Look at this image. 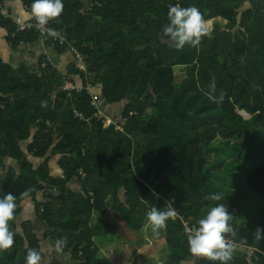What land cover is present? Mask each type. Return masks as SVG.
I'll use <instances>...</instances> for the list:
<instances>
[{"label":"trees","instance_id":"1","mask_svg":"<svg viewBox=\"0 0 264 264\" xmlns=\"http://www.w3.org/2000/svg\"><path fill=\"white\" fill-rule=\"evenodd\" d=\"M7 1L0 0L7 44L39 42L37 30L20 31L2 16ZM22 1L30 14L32 0ZM86 2L87 9L63 0L49 22L68 41L49 36L46 44L73 53L66 75L46 55L34 68L0 58V196L18 198L14 244L0 251V264H26L29 249L41 251L45 264L43 243L53 250L60 237L68 241L60 254L72 264H213L190 253L187 235L218 203L236 231L229 264H264V239L253 235L264 230V212L252 229L244 226V207L210 173L222 156L246 152L250 167L230 163L240 170L237 196L264 200V0ZM175 4L197 7L207 30L210 20L224 27L215 23L198 46L176 50L159 39ZM67 80L75 87L69 94L61 89ZM88 87L117 111L94 105ZM213 152L220 158L210 163ZM25 190L29 198H21ZM29 201L42 236L22 217ZM170 201L177 215L154 233L147 213Z\"/></svg>","mask_w":264,"mask_h":264},{"label":"clouds","instance_id":"2","mask_svg":"<svg viewBox=\"0 0 264 264\" xmlns=\"http://www.w3.org/2000/svg\"><path fill=\"white\" fill-rule=\"evenodd\" d=\"M64 10L63 0H32L30 15L38 25L47 26L50 21L58 18ZM168 23L161 29L159 39L168 43L176 50L183 49L186 45L198 46L201 39L208 34L206 21L200 10L195 7H181L180 4L170 5L167 12ZM51 35H56L53 29H46ZM214 89L215 85H211ZM216 101L215 97H210ZM222 99V97H221ZM31 190L21 193V198H29ZM17 196L11 192L0 196V251L12 248L14 233L10 230V221L15 219L17 208ZM211 200L219 201L221 196L214 194ZM177 215L172 202L164 205L163 210L157 207L151 208L147 213V220L154 233L164 229L170 219ZM233 219L228 208L223 203L211 207L197 225L188 229L187 242L190 253L203 257L213 264H229L236 251L237 244L234 239L236 231L230 221ZM255 239H264V230L257 228L253 233ZM67 237H60L53 243V250L62 253L67 246ZM42 253L36 249H29L26 255V264H42Z\"/></svg>","mask_w":264,"mask_h":264},{"label":"crops","instance_id":"3","mask_svg":"<svg viewBox=\"0 0 264 264\" xmlns=\"http://www.w3.org/2000/svg\"><path fill=\"white\" fill-rule=\"evenodd\" d=\"M86 1L82 0V2L84 3V7L85 8H86L85 3L86 4L88 3ZM89 1H93V0H89ZM3 5H4V8H2V9H5L8 12V14L11 16V19H13L15 22L17 21V19H19L22 24L32 23V21L33 22L35 21V20H32L33 17L30 16V14L28 13L29 11L27 10V6L25 5L24 1H22V0H13V1H10V2L7 1V2H4ZM88 7H90V5ZM216 20H220V19H216ZM211 21H214V20H211ZM224 24L225 23H223L222 26H224ZM20 31H22V30H20ZM5 36H6V31L4 29H0V58L3 60L4 63L9 64L14 69H17V68H19L22 65H24L26 67H29V68H34V67H36L38 65V59L40 57L44 56V55H46L48 57V59L51 62V64L54 67H56V69L59 70L60 73H62L63 75H66L68 69L71 68V66L73 65L74 59H73L71 54H69L70 56H68V55L67 56H63L64 53L68 54V52L65 51L63 54L58 53V51H56L55 49L49 47L46 44V42H47L46 39H45V41L44 40L42 41L43 38H41L39 40V42L32 43V44H21L19 46L20 50L19 49L13 50L12 47L7 44V42L5 40ZM33 44H39L38 45L39 48H35V51H33L34 49L31 50V51H29V50L26 51L25 47L26 46L27 47L31 46ZM15 51H16V53H20V55L17 56V57H14V56L12 57V56L8 55L9 53L12 54V52L14 53ZM7 52H9V53H7ZM32 52L35 53V54L32 55V57L29 58V53H32ZM54 53L57 54V58L58 59L56 58V56H55L56 54H54ZM67 83L72 84V81L67 80ZM63 85H64V83H63ZM61 89L63 91H65L66 93H68V94L72 93V91L65 90L63 88V86H62ZM89 91L93 95V104L94 105L95 104L101 105L102 106L101 108H103V110L105 112L106 111H113V112L117 111L118 106L109 107V106H106L104 104L103 100L101 99L100 90L93 91L92 89H90ZM41 198H42V195H38L37 200H40ZM29 203H30L31 207H29ZM26 208H28L30 210L29 213L25 212ZM30 208H32V209H30ZM24 212L25 213L22 216L24 218V220H28L29 219L28 215L30 213L34 214L31 201H29L28 203H26L24 205ZM32 222H33L34 231L36 233H39L41 231V234L40 233L39 234L42 236L44 234L43 229H45V225L43 223H41L40 221H38L36 218L35 219L33 218Z\"/></svg>","mask_w":264,"mask_h":264},{"label":"rangeland","instance_id":"4","mask_svg":"<svg viewBox=\"0 0 264 264\" xmlns=\"http://www.w3.org/2000/svg\"><path fill=\"white\" fill-rule=\"evenodd\" d=\"M85 5H86V8L85 9H87V7L89 6L88 4H86L85 3ZM211 21V20H210ZM214 23H213V25H212V27L215 25V23H220L221 25L224 23V22H222V21H220V20H214L213 21ZM212 27H211V29L210 30H207V32H208V34L207 35H209L211 32L210 31H212ZM224 27V26H223ZM57 35V34H56ZM55 35V36H56ZM57 38H61V40L62 41H68L67 40V38H66V36H63V35H57ZM45 39L46 38H43L42 39V41L44 40L45 41ZM38 45L39 44H33V45H31V46H26L25 48H26V51H31V50H33V51H35V48H39L38 47ZM72 44L70 43L69 44V46H71ZM70 49V48H69ZM20 50V49H19ZM38 51V50H37ZM39 52V51H38ZM68 52V54H66V53H64L63 54V56H70L69 54H73L70 50H68L67 51ZM7 53H9V52H7ZM37 53V52H36ZM35 53H29V58L30 57H32V55H34ZM54 54H56V53H54ZM8 55H10V56H14V57H17V56H19L20 55V53H16V51L13 53L12 52V54L11 53H9ZM25 55V54H24ZM56 56V58H57V54L55 55ZM35 57V56H34ZM33 57V58H34ZM32 58V59H33ZM58 59V58H57ZM76 65H78L77 67H79L80 69H85V65L82 63V62H80V61H78L77 63H76ZM67 87H70V83H65L64 85H63V88L64 89H66ZM91 88L90 87H88V90H90ZM245 119H247L248 118V115L247 114H244L243 112H241L240 113ZM257 152H253L252 153V155H255ZM246 154V156H247V153L246 152H243V153H241V154H238V155H236L235 157H224V156H222V162L221 163H218V164H215L213 167H212V169L210 170V173H212V174H216V177H215V179L217 178V179H222L223 181H222V183H223V188H222V190L224 191V192H227V193H231V197L232 196H236V198H237V202L242 206V207H244V209H245V212H246V219H247V217H249L248 219H247V221H246V223H245V225L244 226H246L247 228H249V229H252L253 228V226L254 225H256L257 224V222H258V219H259V216L261 215V213H263L264 212V200L262 201V202H256V201H253V198H249V199H245V198H238V196L237 195H240V193L242 192V190H243V186H242V184H239V171L240 170H238L237 168H234V167H231L230 165V163L232 162V163H234V162H236V163H244L243 161H245V155ZM210 163H212V162H214L215 160H217L218 158H220V155L219 154H217V153H215V152H213V153H211V155H210ZM256 159H257V161H259V157H256ZM8 165H13L14 167H17L16 166V164L15 163H13V162H9L8 161V163H7ZM249 166V164H248V161H245V163H244V168L245 167H248ZM251 166V165H250ZM249 166V167H250ZM52 172H55V169H53V167H52ZM57 172V171H56ZM55 172V173H56ZM25 205V204H24ZM29 207H31L30 206V203H29ZM30 209H32V208H30ZM25 212L26 213H29L30 212V210L28 209V208H26V210H25ZM24 212V213H25ZM35 216H34V214H29L28 215V221H30V220H32L33 221V218H34ZM43 231L44 232H46V230L45 229H43ZM39 232V231H38ZM40 234H41V231L39 232ZM43 247H44V251H45V258H44V263L45 264H49V263H51V262H54V261H56V262H60V263H67V264H72V260H71V258H69L68 256H65V255H63V254H60V253H56V252H54L51 248H50V246L48 245V244H46V242H44L43 243ZM198 257V256H197ZM184 264H192V261H190V262H186V263H184Z\"/></svg>","mask_w":264,"mask_h":264},{"label":"built area","instance_id":"5","mask_svg":"<svg viewBox=\"0 0 264 264\" xmlns=\"http://www.w3.org/2000/svg\"><path fill=\"white\" fill-rule=\"evenodd\" d=\"M1 14L7 18V19H10L11 16L8 14V12L5 10V9H2L1 10ZM35 20V19H34ZM16 23L18 24L19 26V29L20 30H27V29H30V28H34L35 30L38 31L39 35H40V38H47L49 36H53L55 39L57 38V35H59V32H55L57 35H51L46 29L50 28L49 24L47 26H40L37 24L36 21L32 22V23H26V24H22L20 22L19 19H17ZM78 66V65H77ZM67 83V82H66ZM65 84V83H64ZM75 87L70 84V87H67L65 90L67 91H72L74 90ZM76 90H80L79 88H77ZM110 125V122H107L106 123V126H109Z\"/></svg>","mask_w":264,"mask_h":264}]
</instances>
